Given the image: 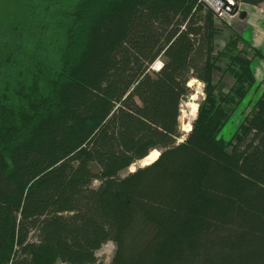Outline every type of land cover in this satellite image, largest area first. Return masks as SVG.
I'll use <instances>...</instances> for the list:
<instances>
[{
	"label": "trees",
	"instance_id": "1",
	"mask_svg": "<svg viewBox=\"0 0 264 264\" xmlns=\"http://www.w3.org/2000/svg\"><path fill=\"white\" fill-rule=\"evenodd\" d=\"M28 5L0 35V264H104L109 242L110 264H264V96L221 135L261 54L199 0Z\"/></svg>",
	"mask_w": 264,
	"mask_h": 264
},
{
	"label": "rangeland",
	"instance_id": "2",
	"mask_svg": "<svg viewBox=\"0 0 264 264\" xmlns=\"http://www.w3.org/2000/svg\"><path fill=\"white\" fill-rule=\"evenodd\" d=\"M30 0H0V35L4 34L7 30L8 27H6V23L9 22V16H19L22 19L26 15V11L29 8L28 2ZM246 3L243 5H240V8L245 9L246 8ZM259 10L262 12L264 10V5L261 7H258ZM15 11V13H14ZM20 14V15H18ZM234 18L232 22L237 19ZM231 22V25H232ZM227 36H229V39L232 38L230 41L235 42L236 40L240 38L236 33L235 30L232 28V26H228L227 29ZM238 38V39H237ZM1 40V39H0ZM240 40V39H239ZM241 45V47L236 48V53L238 50L242 49L243 50V57H247L249 54H253L245 45L244 41L241 39L238 41ZM220 48L223 49L225 47V42H220ZM162 61V59H161ZM160 62V61H159ZM161 63V62H160ZM155 65V64H154ZM152 67V71H156V68ZM235 74V73H234ZM221 78H226L224 81H221V86H219L220 92L224 95H230L231 92L233 91L235 85V79L229 75L222 76V74H218L217 79ZM256 79V78H255ZM193 81V80H192ZM190 86L194 89V94L185 102L182 103L181 109H182V115H181V125H182V130L185 133H189L191 130L187 131L188 126H191L192 129V123L193 121L197 118L198 116V109L200 106V103L203 102L206 99V95L204 93V85L200 81H193L191 82ZM259 86L258 83L256 82L255 87L249 92L248 96L246 99L238 106L236 107L234 113H232L229 121L227 122L226 126L222 130V137L226 141H231L235 133L239 130L240 126L242 123L245 121V119L252 113L254 109V105L256 101L261 98V92H260V86L259 89L256 87ZM157 153H153L152 157V162L155 160ZM149 161L147 160L140 161L136 164H134L129 170L124 171L122 173L123 176L127 175L129 172H133L137 169L139 166H146L149 165ZM99 185V182H95L94 186L97 187ZM164 244L161 243V245H158L156 247L158 252L164 251ZM155 249V251H156ZM116 251V245L113 242H109L102 246V248L97 252V257L100 260V262L104 264H110L112 261V258L114 257Z\"/></svg>",
	"mask_w": 264,
	"mask_h": 264
},
{
	"label": "crops",
	"instance_id": "3",
	"mask_svg": "<svg viewBox=\"0 0 264 264\" xmlns=\"http://www.w3.org/2000/svg\"><path fill=\"white\" fill-rule=\"evenodd\" d=\"M245 5L246 8L241 11L239 17L232 22L233 18L225 27L232 26L235 33L247 46L261 54V57L254 58L253 69L262 96L264 95V10L261 12L258 7H261L264 3L259 6L253 4ZM243 13L244 17L242 16ZM259 86L256 89H259Z\"/></svg>",
	"mask_w": 264,
	"mask_h": 264
},
{
	"label": "built area",
	"instance_id": "4",
	"mask_svg": "<svg viewBox=\"0 0 264 264\" xmlns=\"http://www.w3.org/2000/svg\"><path fill=\"white\" fill-rule=\"evenodd\" d=\"M199 1L203 4L206 9L211 10L213 12L215 23L219 26L228 25L233 18L240 15L242 11L240 5L244 4L243 2H237L235 0ZM157 61H160L162 63L161 59H158ZM161 65H163V63ZM161 67H157L156 71L160 70Z\"/></svg>",
	"mask_w": 264,
	"mask_h": 264
},
{
	"label": "bare ground",
	"instance_id": "5",
	"mask_svg": "<svg viewBox=\"0 0 264 264\" xmlns=\"http://www.w3.org/2000/svg\"><path fill=\"white\" fill-rule=\"evenodd\" d=\"M162 63H160L159 61L154 65V67L155 68H157V67H161L162 65H161ZM189 130H191V126H188V129H187V131H189ZM147 160V162L149 161V163L151 164V162H152V159L151 158H147L146 159Z\"/></svg>",
	"mask_w": 264,
	"mask_h": 264
},
{
	"label": "water",
	"instance_id": "6",
	"mask_svg": "<svg viewBox=\"0 0 264 264\" xmlns=\"http://www.w3.org/2000/svg\"><path fill=\"white\" fill-rule=\"evenodd\" d=\"M242 16H243V17L245 16V15H244V13H243V15H242ZM162 66H163V65H162ZM142 167H143V166H142ZM133 172H134V171H133Z\"/></svg>",
	"mask_w": 264,
	"mask_h": 264
}]
</instances>
